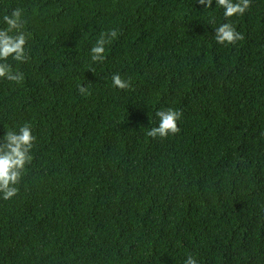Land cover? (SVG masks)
Returning <instances> with one entry per match:
<instances>
[{"label": "trees", "instance_id": "1", "mask_svg": "<svg viewBox=\"0 0 264 264\" xmlns=\"http://www.w3.org/2000/svg\"><path fill=\"white\" fill-rule=\"evenodd\" d=\"M17 7L29 59L0 79V137L36 141L0 264H264V0L228 20L216 0H0V28ZM225 22L244 39L218 44ZM167 108L180 132L148 137Z\"/></svg>", "mask_w": 264, "mask_h": 264}, {"label": "clouds", "instance_id": "2", "mask_svg": "<svg viewBox=\"0 0 264 264\" xmlns=\"http://www.w3.org/2000/svg\"><path fill=\"white\" fill-rule=\"evenodd\" d=\"M205 9L212 8L213 0H198ZM251 0H216V7L223 9L225 20L243 15L250 7ZM3 23L6 25L0 28V79L14 83H21L25 77L20 71H14L9 63V58L19 63H25L29 56L25 46L31 33L24 31L25 21L23 9L17 7L11 10L10 14L3 16ZM115 29L101 32L99 38L90 49V56L93 62L102 63L105 60V46L118 37ZM215 41L218 44H235L244 39V35L236 30L231 22H225L215 28ZM94 71V70H91ZM112 85L120 90L131 87L129 80L123 79L119 74H113ZM78 91L81 96H90L91 92L85 85H79ZM183 113L172 108L161 109L155 112L158 118V125L146 132L148 137L167 138L180 132L177 121ZM36 137L32 134V125H23L6 130L3 137H0V199L10 200L19 192L21 180L26 168L33 160L32 150ZM185 264H197V260L189 255Z\"/></svg>", "mask_w": 264, "mask_h": 264}]
</instances>
